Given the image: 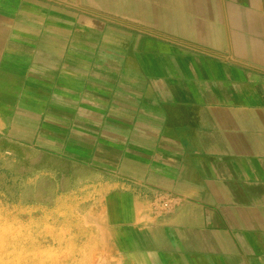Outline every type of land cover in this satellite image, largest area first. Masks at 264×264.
I'll return each mask as SVG.
<instances>
[{
  "label": "crops",
  "instance_id": "0c3cea01",
  "mask_svg": "<svg viewBox=\"0 0 264 264\" xmlns=\"http://www.w3.org/2000/svg\"><path fill=\"white\" fill-rule=\"evenodd\" d=\"M0 132L106 158L118 264H264V0H0Z\"/></svg>",
  "mask_w": 264,
  "mask_h": 264
},
{
  "label": "rangeland",
  "instance_id": "374dc122",
  "mask_svg": "<svg viewBox=\"0 0 264 264\" xmlns=\"http://www.w3.org/2000/svg\"><path fill=\"white\" fill-rule=\"evenodd\" d=\"M98 153L106 156L105 150H98ZM105 161V157L71 158L40 152L0 132V245L10 243L9 235L14 232L36 235L45 228L63 226L68 204L76 203L74 197L82 195L78 191L97 187L104 189L102 195L106 196ZM76 212L79 223L83 214L78 209ZM105 217L99 214L106 226ZM103 238L107 245L106 264H118V249L108 247V240ZM103 238L94 236L91 242L100 243Z\"/></svg>",
  "mask_w": 264,
  "mask_h": 264
},
{
  "label": "bare ground",
  "instance_id": "6f19581e",
  "mask_svg": "<svg viewBox=\"0 0 264 264\" xmlns=\"http://www.w3.org/2000/svg\"><path fill=\"white\" fill-rule=\"evenodd\" d=\"M91 188L85 192L78 191L82 195L79 194V198L74 195L76 203L68 202L69 208L62 215L66 217L63 226L45 228L36 235L31 232L10 234V243L0 245V248H7L0 249V264H98V259L99 264H106V242L103 238L107 235L106 226L99 218V214L106 215V196L102 195L104 189ZM77 209L83 214L79 223ZM94 236L103 240L92 244Z\"/></svg>",
  "mask_w": 264,
  "mask_h": 264
}]
</instances>
